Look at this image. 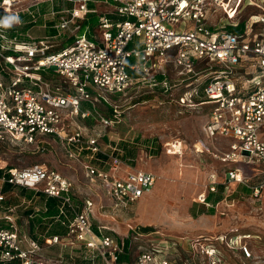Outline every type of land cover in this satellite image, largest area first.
I'll use <instances>...</instances> for the list:
<instances>
[{"label":"built area","instance_id":"2783aa9c","mask_svg":"<svg viewBox=\"0 0 264 264\" xmlns=\"http://www.w3.org/2000/svg\"><path fill=\"white\" fill-rule=\"evenodd\" d=\"M23 1L27 0H0V140L25 147L35 145L34 150L39 151L45 149L42 138L52 136L67 141L71 157L86 148L94 155L101 151L98 138L103 133L99 132L114 126L117 120L100 114L103 129L98 132L82 123L93 115L92 109L83 103L94 108L98 102L108 103L115 106L114 117H119L121 113L108 95L125 94L135 80L150 76L152 65L173 63L183 74L194 75L197 64L204 62L211 74L200 89L202 99L196 103L210 107L203 128L204 139L195 146L224 163L241 164L227 168L228 181L247 185L255 196L261 194L264 190V12L254 15L250 25L245 21L246 29L241 33L229 28L241 22L242 4L253 2L113 0L114 10L108 14L115 18L108 19L104 13L97 33L89 37L77 34L80 28L77 22L98 12L90 3L108 0H32L33 3L25 6ZM55 1L73 4L70 9L52 8L50 12V20L58 13H66L54 26L58 31L72 32L71 44L52 51L54 45L49 43L48 36L21 41L3 32L5 24H12L8 18L13 12L19 18L20 13L31 11L40 3ZM221 10L226 16L223 26L211 21V16ZM218 18L223 20V15L219 14ZM136 37L141 48H129ZM172 49L177 52L170 55ZM131 57L135 58L132 63ZM160 82L165 84L166 77ZM199 92L196 89L193 96ZM186 101L181 97L182 103L189 104ZM221 140L228 143V149L220 153L211 151ZM176 143L181 148V141L171 144L174 152H179ZM104 154L106 158L100 159L101 166L85 163L84 180L89 191L83 200L78 198L76 181L55 167L44 163L0 167V202L6 198L7 192L2 191L5 183L42 193L58 201L59 212L64 215L62 223L68 228L64 236L52 235L42 242L22 233L15 220L7 216L9 226L0 227L1 262L82 264L70 263L62 254L54 257L46 254L48 246L59 244L71 249V258L78 257L80 250L87 264H122L126 242L115 233L105 232L108 228L96 222V211L110 214L114 219L122 212L131 211L151 190L158 176L144 169H127L124 173V161L119 156ZM248 166L257 168L258 179L252 185L244 174ZM100 189L108 203L95 202L96 197L103 198L98 193ZM208 189L215 191V185ZM170 247L149 242L140 247L135 264H189L179 255L174 256ZM240 250L244 256H252L248 245H241ZM202 251L199 249V254ZM203 253L208 264H228L214 246H208Z\"/></svg>","mask_w":264,"mask_h":264},{"label":"rangeland","instance_id":"374dc122","mask_svg":"<svg viewBox=\"0 0 264 264\" xmlns=\"http://www.w3.org/2000/svg\"><path fill=\"white\" fill-rule=\"evenodd\" d=\"M250 2L254 4H242L239 15V20L247 21L249 25L254 21V15L264 12V0ZM22 3L25 6L33 1ZM72 6V3L55 1L53 4L40 3L32 8L44 13L52 8L62 10ZM95 8L98 12L87 16L88 23L94 24L99 15L111 13L114 10L113 0L107 3L99 1L95 3ZM224 13L223 10L215 12L211 21L219 26L225 25ZM65 14H56L51 22H48L50 13L43 15L46 22L40 20L42 23L31 28L29 33L33 37L48 35L46 38L54 45L51 50L61 49L73 38L69 30L58 31L54 26L55 21ZM219 14L223 15V20L218 18ZM12 15L9 18L16 16L14 12ZM14 21L10 19L9 23L16 24ZM83 22H77L76 25H80L77 34ZM254 25L256 28L257 24ZM97 29L98 26L93 33H97ZM134 47L141 48L137 37L129 45V48ZM176 52L177 49H172L169 54ZM129 61L132 63L135 58L131 57ZM152 69L150 76L135 80L125 94L108 95L109 101L117 106L121 115L116 118L114 126L105 131L99 132L103 129L99 115L113 118L111 107L102 101L96 103L95 108L90 103H83L92 109L93 115L82 123L103 133L98 138L99 153L93 155L86 148L71 157L67 141L52 136L42 138L45 149L39 151L34 150L35 145L25 147L9 140H0V167H23L34 163L55 167L76 181L78 198L83 200L89 191L84 180L85 163L101 166V155H117L124 161V173L127 169H144L158 174L154 186L132 206V210L115 217L119 229L113 233L125 242L129 240L125 255L127 261L135 260L141 246L157 242L159 245H171L174 256L179 255L182 261L189 264H208V258L203 253L208 246L218 248L228 264H264V190L255 196L247 185L228 181L226 170L241 164L224 163L210 152H203L195 146L204 139L203 128L208 119L210 106L196 102L202 99L200 89L211 74L210 69H206L204 62L197 64L194 75L183 74L173 63L152 65ZM160 74L166 77L165 84L158 79ZM196 89L200 92L193 96ZM181 97H185L189 104L182 103ZM175 141H181L179 152H174L171 145ZM197 146L200 147V144ZM215 146L211 151L220 153L228 149L225 140L217 141ZM72 151H75L74 147ZM256 171L257 168L253 166L244 169L251 185L257 182ZM210 185H215V194H221L220 186H224L223 198L217 203L203 201V196L211 192L208 189ZM5 197V202L0 205V216H11L22 233L43 241L48 235L45 230L49 228L51 231L57 224L54 218L45 217L46 198L38 196L34 190L11 187ZM102 197L94 198L95 202L108 203L105 193ZM211 209L213 212L208 213ZM145 226L152 227L151 234L138 235L146 234L141 229ZM241 245H248L252 249V256H244ZM199 249H203L200 254ZM48 250V256L54 257L60 253L66 259L70 256L69 248L55 245Z\"/></svg>","mask_w":264,"mask_h":264},{"label":"trees","instance_id":"16d2710c","mask_svg":"<svg viewBox=\"0 0 264 264\" xmlns=\"http://www.w3.org/2000/svg\"><path fill=\"white\" fill-rule=\"evenodd\" d=\"M90 7L95 8V4L90 3ZM50 11L47 10L48 13H50ZM47 12L41 13L39 10H35V8L34 9L32 8L31 11H26V12L20 13V15H19L20 23L10 24V25L4 26V27H2V30L9 37L17 36V38L21 41L30 40L31 39V36L29 33L30 29L36 25L41 24L43 21H45V18L43 17V15L48 14ZM90 14H92V13H90ZM101 16L102 15H99L97 22L94 24L88 23L87 20H84V22L82 24L81 31L78 34L79 35L86 34L89 37H93V34H94L93 32H94L95 27L99 26L101 23V19H100ZM1 17H2V14L0 13V18ZM107 18L112 20L115 17L111 14H108ZM48 22H51V20ZM230 27H232V29H231L232 31L237 32V33H241L246 29V23H245V21H241V22H239L238 25L230 26ZM55 35H53V36H55ZM73 41H74V37L70 38L67 41V43L63 44L60 48H63L66 45L71 44ZM164 77L165 76L163 74L158 75V79L160 81H162L164 79ZM106 104H108V103H106ZM108 106H109V108L111 107L110 109H111L113 118L114 119L118 118V117H114V115H115L114 108L109 104H108ZM101 156L106 158L105 155H101ZM9 167H11V166H8V168ZM0 171H2V170H0ZM11 187L12 186L10 184L5 183L2 191L7 192L11 189ZM223 189H224V186L221 185L220 191H219L221 194L223 192ZM221 194H215L213 191H211L206 196V201L210 202V203H217L223 198V196ZM45 197L47 198L46 199L47 209L44 211L45 217L46 218L47 217L54 218L55 221L57 222L55 227L51 231H49L47 234H49V235L50 234H60V235L61 234H63V235L67 234L68 228L66 225L64 226V224L62 223V220H64V215L60 214V212H59L58 201L54 198H49L46 195H45ZM50 201L52 202L51 205H50ZM4 202L5 201L0 202V205H1V203H4ZM211 212H213V209H211L208 213H211ZM8 226H9V222H8L7 217H5V215L0 216V227H8ZM141 229L144 232L149 233V232H151L152 227L145 226V227H141ZM105 232L111 233L108 230H106ZM128 248H129V240H126V249H128ZM0 264H20V261L19 260H13V261L6 262V263L0 261Z\"/></svg>","mask_w":264,"mask_h":264},{"label":"crops","instance_id":"0c3cea01","mask_svg":"<svg viewBox=\"0 0 264 264\" xmlns=\"http://www.w3.org/2000/svg\"><path fill=\"white\" fill-rule=\"evenodd\" d=\"M13 16V15H12ZM14 18H15V21L14 22H18V20L20 19V18H18V17H16V16H14ZM35 27V26H34ZM30 36H31V38H43V37H46V36H48V35H44V36H40V37H33L31 34H30ZM153 172V171H152ZM156 174V173H155ZM158 175V174H157ZM98 193L100 194V195H103V192H102V190L100 189L99 191H98ZM38 196H44V198H46L45 197V195L44 194H42V193H40V194H38ZM47 199V198H46ZM97 199V198H96ZM47 202V201H46ZM47 209V203H46V205H45V208H44V210H46ZM127 213H129L128 211H127ZM127 213H125V214H127ZM96 222H100V223H102V224H104V225H106L107 226V228H108V231H110L111 233H113L114 231L115 232H118V229H119V224H116V219H114L110 214H107V213H105V214H100V213H98L97 211H96ZM65 226V225H64ZM45 232L46 233H48L49 232V228L48 229H46L45 230ZM52 235H59V236H64L63 234H48V235H46V237L45 238H47V237H49V236H52ZM32 236V235H31ZM34 237V236H33ZM36 238V237H35ZM45 238H44V240L42 241V242H44L45 241ZM39 239V238H38ZM40 240V239H39ZM55 245H58L60 248H62V246L61 245H59V244H54V245H51V246H48L49 248H51V247H54ZM47 247V250H46V252L48 251L49 252V248ZM71 253V249H70V251H69V254ZM61 254V253H60ZM60 254H58V255H60ZM127 254V252L126 253H124L122 256H121V262H122V264H125V263H127V262H129V264H135V261H136V258H137V255H136V258H135V260L134 261H127V259L125 258V255ZM138 254V253H137ZM78 256L79 257H73V258H71V256H69V258H67V260L68 259H71L69 262L70 263H82V264H87V262H85V261H83L82 260V257H81V254H80V252H78Z\"/></svg>","mask_w":264,"mask_h":264},{"label":"bare ground","instance_id":"6f19581e","mask_svg":"<svg viewBox=\"0 0 264 264\" xmlns=\"http://www.w3.org/2000/svg\"><path fill=\"white\" fill-rule=\"evenodd\" d=\"M177 150L180 149V146L178 144H176Z\"/></svg>","mask_w":264,"mask_h":264},{"label":"clouds","instance_id":"9594fccd","mask_svg":"<svg viewBox=\"0 0 264 264\" xmlns=\"http://www.w3.org/2000/svg\"><path fill=\"white\" fill-rule=\"evenodd\" d=\"M9 19H15L14 17L13 18H9ZM7 26V24H5Z\"/></svg>","mask_w":264,"mask_h":264}]
</instances>
